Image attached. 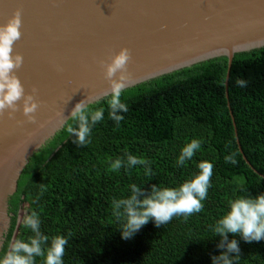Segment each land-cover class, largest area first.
Instances as JSON below:
<instances>
[{
	"label": "trees",
	"instance_id": "16d2710c",
	"mask_svg": "<svg viewBox=\"0 0 264 264\" xmlns=\"http://www.w3.org/2000/svg\"><path fill=\"white\" fill-rule=\"evenodd\" d=\"M226 73L227 59L221 57L126 89L121 102L128 111L119 113L124 117L119 126L109 117L111 96L87 106L105 111L86 146L73 143L75 136L66 128L78 125L68 120L30 158L8 198L10 224L0 256L13 237L34 235L24 221L16 230V222L20 213L26 218L35 211L44 235L68 239L63 264H212V257L225 251L217 247L221 237L213 227L228 211V202L264 194V48L234 56L227 91ZM237 78L246 80L247 87H238ZM227 101L243 154L261 176L238 152ZM192 139L203 141L200 150L177 166ZM233 153L236 164L225 161ZM128 154L149 163L129 168ZM118 158L125 166L111 171ZM202 161L213 164V174L201 212L174 216L160 227L149 220L131 238H123L126 217L123 209L115 214L114 200L127 199L134 184L145 193L153 185L178 187L198 174ZM146 167L151 175L145 174ZM228 239L238 241L235 264H264V240L246 242L233 234ZM43 261L36 258V264Z\"/></svg>",
	"mask_w": 264,
	"mask_h": 264
},
{
	"label": "water",
	"instance_id": "95a60500",
	"mask_svg": "<svg viewBox=\"0 0 264 264\" xmlns=\"http://www.w3.org/2000/svg\"><path fill=\"white\" fill-rule=\"evenodd\" d=\"M17 9L22 35L13 48L23 64L16 75L26 93L38 90L40 108L36 123L19 111L13 119L0 115V249L11 216L8 198L30 158L71 119L77 103L110 96L103 95L110 85L100 61L130 50L126 90L224 57L227 91L234 55L264 47V0H0V25ZM226 104L238 152L259 174L243 154Z\"/></svg>",
	"mask_w": 264,
	"mask_h": 264
},
{
	"label": "clouds",
	"instance_id": "9594fccd",
	"mask_svg": "<svg viewBox=\"0 0 264 264\" xmlns=\"http://www.w3.org/2000/svg\"><path fill=\"white\" fill-rule=\"evenodd\" d=\"M22 10L17 9L13 16L4 25H0V115L7 112L10 119L16 112H21L26 122L36 123V113L40 108L37 100L38 90L33 87L31 93H26L23 84L16 75L23 64V56L14 54V44L21 38ZM131 61V52L122 48L117 54L100 61L104 78L110 87L103 95L111 98L107 101L110 112L109 117L117 126L124 119L119 113H126L128 106L121 102L123 90L131 82V73L128 65ZM59 70V69H58ZM247 81L237 78L235 84L238 87H247ZM89 96L75 105L70 113L77 127L69 124L66 131L75 136L73 143L78 146H86L90 143L91 128L104 118L103 107L97 110L87 108ZM58 118H65L63 112L56 114ZM25 121H17L22 124ZM201 139H192L181 150L176 161L177 166H184L186 161L192 160L196 152L201 148ZM225 161L236 164L235 153L225 156ZM148 161L127 155L126 166L131 168L136 165H148ZM125 162L116 159L111 164V171H118ZM199 172L190 180L178 187H161L153 185L150 192L145 193L140 186L131 185V195L127 199L113 201L116 215H123L126 221L121 229L123 238H131L149 220H154L157 227L168 223L174 216L188 217L203 210V201L206 200L208 190L211 187L213 164L202 161L198 164ZM145 174L151 175V169L146 167ZM39 199V197L37 198ZM25 225L31 229L34 235L27 240L16 239L8 250L0 256V264H36L37 257H44L43 264H63L65 246L68 239L64 236H54L51 239L40 231L41 220L33 211L24 220ZM213 231L221 237L217 247L225 249L219 256L212 257V264H235L240 259L238 241H229L228 235H239L246 242L264 240V194L255 198L241 195L228 202V211L214 225ZM70 235V234H69ZM50 240V244H49ZM235 253L236 255H230Z\"/></svg>",
	"mask_w": 264,
	"mask_h": 264
},
{
	"label": "rangeland",
	"instance_id": "374dc122",
	"mask_svg": "<svg viewBox=\"0 0 264 264\" xmlns=\"http://www.w3.org/2000/svg\"><path fill=\"white\" fill-rule=\"evenodd\" d=\"M24 218H25V214L20 213V214H19V217H18V219H17V222H16V230H17L18 226L21 224V222L24 221ZM18 222H19V223H18ZM9 224H10V219H9V223H8L7 231H8V229H9ZM16 230H15V233H16ZM7 231H6L5 235L7 234ZM13 240H14V237L12 238L11 243L13 242Z\"/></svg>",
	"mask_w": 264,
	"mask_h": 264
},
{
	"label": "bare ground",
	"instance_id": "6f19581e",
	"mask_svg": "<svg viewBox=\"0 0 264 264\" xmlns=\"http://www.w3.org/2000/svg\"><path fill=\"white\" fill-rule=\"evenodd\" d=\"M262 48H264V47H262ZM262 48H259V49H255V50H251V51H248V52H252V51H256V50H260V49H262ZM248 52H244V53H248ZM235 56V55H234ZM234 58V57H233ZM211 60H213V59H211ZM208 61H210V60H208ZM207 62V61H206ZM202 63H205V62H202ZM201 64V63H200ZM198 65V64H197ZM195 66V65H194ZM190 68V67H189ZM172 74V73H171ZM160 78V77H159Z\"/></svg>",
	"mask_w": 264,
	"mask_h": 264
}]
</instances>
